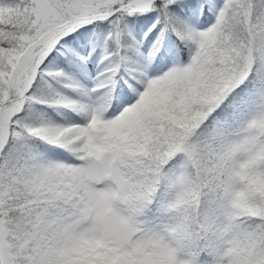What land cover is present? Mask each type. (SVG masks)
<instances>
[{
  "label": "snow or ice",
  "instance_id": "1",
  "mask_svg": "<svg viewBox=\"0 0 264 264\" xmlns=\"http://www.w3.org/2000/svg\"><path fill=\"white\" fill-rule=\"evenodd\" d=\"M0 264H264V0H0Z\"/></svg>",
  "mask_w": 264,
  "mask_h": 264
}]
</instances>
